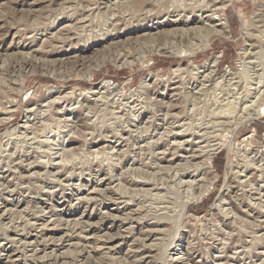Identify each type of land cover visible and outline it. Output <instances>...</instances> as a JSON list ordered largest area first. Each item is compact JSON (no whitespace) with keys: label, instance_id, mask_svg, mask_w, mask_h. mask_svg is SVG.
Segmentation results:
<instances>
[{"label":"rangeland","instance_id":"1","mask_svg":"<svg viewBox=\"0 0 264 264\" xmlns=\"http://www.w3.org/2000/svg\"><path fill=\"white\" fill-rule=\"evenodd\" d=\"M261 68L264 0H0V264H264V115L231 102Z\"/></svg>","mask_w":264,"mask_h":264},{"label":"bare ground","instance_id":"2","mask_svg":"<svg viewBox=\"0 0 264 264\" xmlns=\"http://www.w3.org/2000/svg\"><path fill=\"white\" fill-rule=\"evenodd\" d=\"M161 2V1H160ZM170 2V1H169ZM168 2V3H169ZM215 3V2H214ZM218 3V2H217ZM216 4V3H215ZM78 5V4H77ZM169 5V4H168ZM71 6V5H70ZM98 6V5H97ZM213 6V5H211ZM210 6H205V8H203V5L202 6H194V7H187L186 6H177V7H174L172 8L171 11H173L174 13H176L177 16H179L178 18H175V20L173 22H185L186 24H190L191 22H199V23H205V27H207L208 29L205 30V31H208L209 33H217L219 35H226L227 33V23L224 21V18L220 15V14H214V9L211 11V7L209 8ZM161 11V10H160ZM211 11V12H210ZM198 12V13H197ZM186 14H190V16H187ZM241 15V14H240ZM242 16V15H241ZM244 17V16H243ZM246 18V17H245ZM182 19H185V20H182ZM195 19H197L195 21ZM248 21L246 19H244L243 23L246 24ZM96 23V22H95ZM250 25V24H249ZM248 25V27H249ZM220 27L219 29H215V27L217 28ZM201 30V29H200ZM204 32V31H202ZM208 33V34H209ZM260 34V33H259ZM256 48V45L255 43H253L251 40H250V43H248L247 45V48L244 50V53H247L248 55H252V54H255L256 50L253 51L254 49ZM258 51V50H257ZM216 63L217 61H213V63H211V67H215L216 66ZM210 64V63H209ZM261 67V66H260ZM262 70V71H261ZM211 73V71L209 72V74ZM243 73V72H242ZM204 79V78H203ZM230 80L229 79V83H230ZM246 81V80H245ZM249 81L253 82V87H247V93L244 95H242L243 91L240 92V96H238V98L236 99V101H231L232 103H235V104H239V110L241 112L240 115H236L237 117V121L239 120V122L241 121L242 122H248L249 120H252V119H255L257 116L259 115H264V106L262 104V101H264V69H257V71L255 72V75L252 76V77H249ZM107 81H105L106 83ZM239 82V79L237 81H233L232 83H238ZM240 83V82H239ZM249 83V82H248ZM104 85V84H103ZM102 85V86H103ZM181 85V84H180ZM227 86V85H226ZM9 87V86H8ZM250 90V91H249ZM253 90V91H251ZM237 94V92H236ZM235 94V95H236ZM239 94V93H238ZM236 96V97H237ZM41 97V96H39ZM43 97V96H42ZM244 97V98H243ZM226 98V97H225ZM235 98V97H234ZM44 99V98H43ZM110 101V100H109ZM112 103V102H111ZM227 106V105H226ZM233 106V104H232ZM131 108V107H130ZM230 114V113H229ZM228 114V116H230ZM237 114V113H236ZM153 115V114H152ZM207 116V115H206ZM233 117V116H231ZM235 117V118H236ZM37 118V117H36ZM234 118V119H235ZM232 121V120H231ZM230 121V122H231ZM229 122V123H230ZM237 122V123H239ZM26 123V121H25ZM58 123V122H57ZM76 123V122H75ZM233 123V122H232ZM84 125V124H82ZM235 125V123L233 124ZM24 126V125H23ZM165 126V125H164ZM26 127V126H25ZM77 127V125H76ZM236 127V126H235ZM234 127V128H235ZM197 128V127H196ZM232 130V129H231ZM99 131V130H98ZM176 131V130H175ZM218 132V131H217ZM32 134V133H31ZM146 134V133H145ZM180 134L179 132H174V135H178ZM182 134V133H181ZM17 137V136H16ZM132 137V136H131ZM173 138V137H172ZM216 140V139H215ZM186 141V140H185ZM184 141V142H185ZM177 143V142H176ZM188 143V141H187ZM195 144V143H194ZM136 145V144H135ZM179 146V145H178ZM222 147V143L221 142H216V143H213V144H210L209 146H207V148H204L203 151H205V153H203V155L201 156V162L199 163V167L198 165L195 167V171L197 170H204V172H202L201 174V177L197 178V179H191L192 177H190V180L189 181V184L188 186L192 187L191 188V191L194 189L195 191L190 194L191 196L189 197V202H193V201H198L200 200L203 196L207 195L208 192L210 191V189L212 188V181L209 182V179L207 176H205L206 173H208V170L205 171V169H210L211 168V163H212V157H213V154L215 153V151H217L219 148ZM199 148V147H198ZM146 149V148H145ZM181 149V148H180ZM88 153V152H87ZM91 153V152H90ZM94 153H96L94 151ZM195 157V156H194ZM71 158V157H70ZM263 160V159H262ZM66 162V159H59V163L58 165H60L61 167L64 166L66 167V165L64 164ZM33 163V162H32ZM93 163V162H92ZM30 164V163H29ZM62 164V165H61ZM37 165V164H36ZM31 166V165H30ZM35 167V166H33ZM101 167V166H100ZM198 167V168H197ZM185 170V169H184ZM188 171V170H187ZM186 171V172H187ZM192 171L194 172V170L192 169ZM104 172V171H103ZM44 173V172H43ZM52 173V172H51ZM200 173V172H199ZM180 174V173H179ZM183 174V172L181 173V175ZM186 174V173H185ZM209 174V173H208ZM108 175V174H107ZM35 176V175H34ZM76 176V175H75ZM186 176H189V173L186 175ZM197 176V174H196ZM200 176V175H199ZM187 181V180H186ZM182 182V181H181ZM195 182V184H194ZM32 183V182H31ZM172 183V182H171ZM188 183V182H187ZM196 188H195V186ZM229 184V183H228ZM187 186V187H188ZM225 186H227V183H225ZM228 188V186H227ZM114 191V190H113ZM116 191V190H115ZM160 192V191H159ZM250 192V191H249ZM103 194V193H102ZM121 197V196H120ZM155 197V196H154ZM223 195L220 194L216 199L215 201L213 202V205L214 206H217L219 203H222V198ZM111 198V197H110ZM129 199V198H128ZM188 199V198H187ZM109 201V200H108ZM232 205V204H231ZM189 205H187V210L189 209L188 208ZM224 209V208H223ZM135 211V210H134ZM186 211V210H185ZM123 212V211H122ZM140 212V211H139ZM164 212V211H163ZM167 212V211H166ZM165 214V213H164ZM170 215V214H169ZM167 216V215H165ZM166 218V217H165ZM16 219V218H15ZM161 219V218H159ZM112 223V222H111ZM147 223V222H146ZM157 223V222H156ZM151 224V223H149ZM178 226V225H177ZM31 227V226H30ZM154 227V226H153ZM8 228V227H7ZM178 229V228H177ZM155 230V229H154ZM75 235V234H74ZM220 236V235H219ZM11 241V240H10ZM226 241V240H225ZM228 242V241H227ZM226 246V245H225ZM258 247V246H257ZM147 249H152L149 245L147 247ZM235 250V249H234ZM145 254V253H144ZM148 254V253H147ZM75 255V254H74ZM39 257V256H38ZM142 257V256H141ZM79 259V258H78ZM118 259V258H117ZM162 262V261H161ZM59 263V262H58ZM55 264V263H54Z\"/></svg>","mask_w":264,"mask_h":264},{"label":"built area","instance_id":"3","mask_svg":"<svg viewBox=\"0 0 264 264\" xmlns=\"http://www.w3.org/2000/svg\"><path fill=\"white\" fill-rule=\"evenodd\" d=\"M254 135H255V131L250 133V135L248 134L247 137L250 138V136H254ZM245 140L247 141V139ZM250 150L254 152L256 151L258 154H264V131L261 133L260 140L256 143L254 147H251Z\"/></svg>","mask_w":264,"mask_h":264},{"label":"crops","instance_id":"4","mask_svg":"<svg viewBox=\"0 0 264 264\" xmlns=\"http://www.w3.org/2000/svg\"><path fill=\"white\" fill-rule=\"evenodd\" d=\"M216 166H218V164H216Z\"/></svg>","mask_w":264,"mask_h":264}]
</instances>
